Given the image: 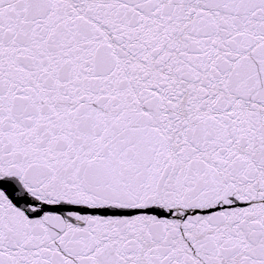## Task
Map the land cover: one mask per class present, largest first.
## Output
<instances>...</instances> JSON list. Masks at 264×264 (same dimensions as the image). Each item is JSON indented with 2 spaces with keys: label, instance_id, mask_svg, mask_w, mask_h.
<instances>
[{
  "label": "snow or ice",
  "instance_id": "obj_1",
  "mask_svg": "<svg viewBox=\"0 0 264 264\" xmlns=\"http://www.w3.org/2000/svg\"><path fill=\"white\" fill-rule=\"evenodd\" d=\"M0 264H264V0H0Z\"/></svg>",
  "mask_w": 264,
  "mask_h": 264
}]
</instances>
